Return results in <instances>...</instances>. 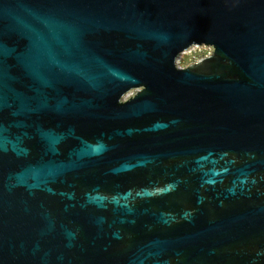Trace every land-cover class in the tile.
<instances>
[{"label": "water", "instance_id": "obj_1", "mask_svg": "<svg viewBox=\"0 0 264 264\" xmlns=\"http://www.w3.org/2000/svg\"><path fill=\"white\" fill-rule=\"evenodd\" d=\"M0 264H264V0H0Z\"/></svg>", "mask_w": 264, "mask_h": 264}, {"label": "rangeland", "instance_id": "obj_2", "mask_svg": "<svg viewBox=\"0 0 264 264\" xmlns=\"http://www.w3.org/2000/svg\"><path fill=\"white\" fill-rule=\"evenodd\" d=\"M205 53H206V48L202 47V45H201V46H198V48H196L194 51L191 50L189 52L180 54L176 58V62L178 65L184 66L188 62L193 61L197 56H200V55L205 54Z\"/></svg>", "mask_w": 264, "mask_h": 264}, {"label": "built area", "instance_id": "obj_3", "mask_svg": "<svg viewBox=\"0 0 264 264\" xmlns=\"http://www.w3.org/2000/svg\"><path fill=\"white\" fill-rule=\"evenodd\" d=\"M200 46H201V45H200ZM202 47H205L206 50H207V47H206V46L202 45ZM196 48H198V45L192 46V47L186 49L185 51H183L182 53H186V52H189V51H191V50L194 51ZM182 53H181V54H182ZM194 58H195V57H194Z\"/></svg>", "mask_w": 264, "mask_h": 264}]
</instances>
